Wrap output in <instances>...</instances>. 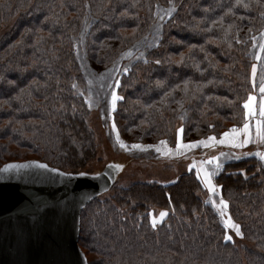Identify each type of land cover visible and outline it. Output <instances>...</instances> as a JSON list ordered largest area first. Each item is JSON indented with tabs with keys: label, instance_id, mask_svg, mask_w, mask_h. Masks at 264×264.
<instances>
[{
	"label": "trees",
	"instance_id": "trees-1",
	"mask_svg": "<svg viewBox=\"0 0 264 264\" xmlns=\"http://www.w3.org/2000/svg\"><path fill=\"white\" fill-rule=\"evenodd\" d=\"M170 4L157 43L119 75L110 122L119 142H110L140 153L174 147L181 129L182 143L242 129L249 96L264 103V58L259 64L250 53L264 29V0H0V167L35 160L81 174L98 145L80 94L78 45L93 68L109 67L150 31L156 8ZM250 137L248 153L262 144ZM212 179L220 189L213 200L228 204L242 238L205 204L194 169L130 178L81 211L87 264H264V160L246 154ZM161 211L168 215L157 221Z\"/></svg>",
	"mask_w": 264,
	"mask_h": 264
},
{
	"label": "water",
	"instance_id": "water-1",
	"mask_svg": "<svg viewBox=\"0 0 264 264\" xmlns=\"http://www.w3.org/2000/svg\"><path fill=\"white\" fill-rule=\"evenodd\" d=\"M8 165L28 167L0 171V264H87L80 214L112 187L116 167L89 178L35 160L0 170Z\"/></svg>",
	"mask_w": 264,
	"mask_h": 264
},
{
	"label": "rangeland",
	"instance_id": "rangeland-1",
	"mask_svg": "<svg viewBox=\"0 0 264 264\" xmlns=\"http://www.w3.org/2000/svg\"><path fill=\"white\" fill-rule=\"evenodd\" d=\"M174 11L175 7L171 4L167 7L158 6L156 8L157 21L153 24L150 31L131 45L122 56L109 67L99 69L93 68L88 61L84 43L78 45L77 59L84 83V87L80 90V94L90 111L91 127L94 131L96 144L98 145L97 157L86 166L83 172H81V174H84L82 176L93 178L98 176L109 166H118L116 167L114 182L121 181L122 183V181L130 178L140 180L152 178L166 180L175 176L178 172L188 171L190 165L193 163L199 166L201 161L213 160L214 162L212 164L205 163L203 165L206 171H212L216 164L222 166L223 163L245 156L246 154L255 155L257 152L262 154V151H264V143L258 145V147L253 145V151L248 153L247 149L251 147L249 146L250 144L242 148H233L228 143H219L220 140H218V142L210 148L198 147L190 151L177 152L176 145L172 148L166 145H159L155 148L153 147L155 150L151 151H148V148L140 147L144 149L143 152L139 153L136 150L131 152L127 150L128 148H121L120 143L119 145L117 144V146L110 142L108 137L117 138L116 132L110 122L111 111L113 110L112 94L115 92L118 96L116 85L119 75L128 64L134 63L138 59H143L147 48L157 43L161 34L162 23L169 18ZM261 45H264V29L253 38L250 51L251 58L259 64L262 63L264 58V48H261ZM261 105L262 103L259 100L256 101L253 99L251 102L255 114L251 116L248 121L249 135H256L257 121L260 122L261 131L264 132V117L260 116ZM243 139H245V136L241 134L239 140L242 141ZM157 148L160 149L159 152L156 150ZM150 155H156L155 158H157V162L149 160L148 158ZM217 157L219 159L215 160L214 158ZM192 169L196 171V168ZM112 194L113 192L109 191L105 193L102 198H110ZM201 196H208L207 191ZM159 220L161 219L158 215L157 221Z\"/></svg>",
	"mask_w": 264,
	"mask_h": 264
},
{
	"label": "snow or ice",
	"instance_id": "snow-or-ice-1",
	"mask_svg": "<svg viewBox=\"0 0 264 264\" xmlns=\"http://www.w3.org/2000/svg\"><path fill=\"white\" fill-rule=\"evenodd\" d=\"M238 2H239V0H238ZM261 48H264V45H261ZM156 63H160V61H156ZM253 73H255V67L253 68ZM118 84H119V82H117V85ZM260 92L264 93V84L261 85ZM118 99H120V97H118L114 92L112 94L113 108L115 107V103ZM253 99H254V97L249 96V98H248L249 102L245 103L243 105V107L247 110L245 113V120L246 121H247L248 117L253 116L255 114L253 109H252V106H251V102L253 101ZM260 116L264 117V103H262V105H261ZM114 130H115V127H114ZM180 132H182V129L178 130V133H177V136H178L177 144H176L177 152L190 151V150L198 148V147L210 148V147H213L216 143L215 138L212 136H209L207 140H200V141H197L195 143L182 144L180 142V139H179ZM241 134H243L245 136V139H243L242 141L239 140V136ZM256 135L259 139V142L264 143V132L261 131V126H260L259 121H257ZM117 141L119 142V137H117ZM250 142H252V140H251V137L249 135V124L247 122L244 123V126L242 129L233 128L229 132L224 133V137L219 141V143H221V144L228 143L233 148H242V147L248 145ZM164 143H165L164 141H161V144H164ZM120 147L127 149L128 146L123 144V143H120ZM131 147L135 148V149H139L141 146L137 144V145H132ZM156 150L158 152L160 151L159 148H157ZM255 155L259 156L262 160H264V154L257 152V153H255ZM214 159L218 160L219 158L217 157ZM213 162H214L213 160L201 161L199 166H197L196 163H193L192 165H190V170L192 168H196L197 179L201 180L203 187L206 189V191L208 193V199L205 201V204L210 203L214 208L217 209L219 216H220V221H221L224 229L225 230L231 229L235 232L236 236L242 238L240 225L233 223L231 217H228L227 219H225V216L227 215V209L229 207L228 204L223 199H220L218 204L215 200H213V197L219 193L220 189L214 185L212 178L218 174V172L221 168V165L216 164L214 170H212V171H206L203 167V165L205 163L212 164ZM22 167H28V166L27 165H8L5 169L0 170V171L6 172L12 168H22ZM36 167L45 168L46 166L43 164H40V165H36ZM110 167H114V166H110ZM115 167H118V166H115ZM81 175H84V174L82 173ZM149 215H151V213H149ZM167 215H168V213L165 211H161L159 213V217L161 220L164 217H166ZM152 223H153V226L155 227L156 220L153 219ZM224 239L226 241H231L232 236L225 234Z\"/></svg>",
	"mask_w": 264,
	"mask_h": 264
}]
</instances>
